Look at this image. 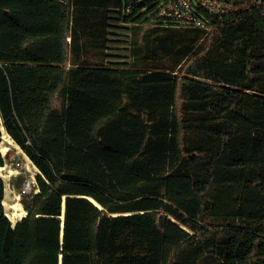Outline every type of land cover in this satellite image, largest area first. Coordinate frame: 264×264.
Listing matches in <instances>:
<instances>
[{
	"label": "trees",
	"instance_id": "1",
	"mask_svg": "<svg viewBox=\"0 0 264 264\" xmlns=\"http://www.w3.org/2000/svg\"><path fill=\"white\" fill-rule=\"evenodd\" d=\"M218 1L199 27L0 0V143L4 126L39 171L15 226L0 176V264H264V3Z\"/></svg>",
	"mask_w": 264,
	"mask_h": 264
},
{
	"label": "rangeland",
	"instance_id": "2",
	"mask_svg": "<svg viewBox=\"0 0 264 264\" xmlns=\"http://www.w3.org/2000/svg\"><path fill=\"white\" fill-rule=\"evenodd\" d=\"M111 25L113 26V28L110 31V39L112 40L110 46L114 48L113 51H111V53L113 54L111 60H124V58L121 56L126 55V51L124 50L125 48H127V40L129 36V31L126 28L129 25L115 22H112ZM252 99L253 97L251 93L246 91H236L228 95L225 99V102L231 104L232 106H235L236 108L250 113ZM5 144L7 143L5 142ZM9 147L10 149L3 154L5 156L6 161L5 166H8V169H12L14 171L13 174H11L7 184L6 180H4L5 188L6 186H8L9 190L11 191L8 197V203H21L22 196L29 195L35 190V176L39 171L37 167L32 163L30 158L26 155V153L20 148V146H18L15 142H12L11 145L9 144ZM28 180H32V189L30 191L23 192L22 190L24 188V184ZM16 195H19V198H16ZM4 209L7 216L11 219L9 214H11L12 209L7 206H4ZM16 220L18 221L20 220V218H17Z\"/></svg>",
	"mask_w": 264,
	"mask_h": 264
},
{
	"label": "built area",
	"instance_id": "3",
	"mask_svg": "<svg viewBox=\"0 0 264 264\" xmlns=\"http://www.w3.org/2000/svg\"><path fill=\"white\" fill-rule=\"evenodd\" d=\"M257 1L262 2V0ZM148 5H156L157 15L159 17L179 23L193 24L199 27H205L206 22L200 17L197 6L209 9L212 12H219L226 8L218 0H124L121 11L122 13L130 15L136 8H145ZM31 189L32 180H28L24 184L22 191L27 192Z\"/></svg>",
	"mask_w": 264,
	"mask_h": 264
},
{
	"label": "bare ground",
	"instance_id": "4",
	"mask_svg": "<svg viewBox=\"0 0 264 264\" xmlns=\"http://www.w3.org/2000/svg\"><path fill=\"white\" fill-rule=\"evenodd\" d=\"M3 133H2V141L0 143V151L2 152V154H4L6 151H8L10 149L9 144L11 145L12 142H14L11 137L6 133L5 129L2 128ZM5 142L7 144H5ZM8 167V166H7ZM5 165L4 166H0V176L6 180V184L11 176V174H13V170L12 169H8ZM6 170V172H5ZM11 193V191L9 190V187L6 186L5 188V196L3 199V204L4 206L9 207L10 209H12L11 214H9V216L11 217V219L13 220V222L16 221L17 218H20L21 216L24 215V209L21 206L20 202H14L9 204L8 203V197L9 194ZM16 198H19V195H16ZM62 218H64V214L61 216Z\"/></svg>",
	"mask_w": 264,
	"mask_h": 264
},
{
	"label": "water",
	"instance_id": "5",
	"mask_svg": "<svg viewBox=\"0 0 264 264\" xmlns=\"http://www.w3.org/2000/svg\"><path fill=\"white\" fill-rule=\"evenodd\" d=\"M262 2L264 3V0H262ZM2 128H4V126H2ZM4 184H5V183H4ZM63 213H64V211H63ZM25 215H26V214H25ZM22 217H23V216H22ZM22 217H21V218H22ZM21 218H20V219H21ZM62 220L64 221V218H63ZM16 223H17V221H16L15 223L12 222L13 226H15ZM63 226H64V223H62V228H63Z\"/></svg>",
	"mask_w": 264,
	"mask_h": 264
},
{
	"label": "crops",
	"instance_id": "6",
	"mask_svg": "<svg viewBox=\"0 0 264 264\" xmlns=\"http://www.w3.org/2000/svg\"><path fill=\"white\" fill-rule=\"evenodd\" d=\"M23 209H24V208H23ZM25 213H26V211L24 210V215H25ZM24 215H23V216H24ZM61 216H62V215H61ZM21 217H22V216H21ZM21 217H20V218H21ZM61 218H62V217H61ZM18 219H19V218H18ZM62 219H63V218H62ZM12 221H13V220H12ZM16 221H17V220H16ZM16 221H15V222H16ZM15 222H14V223H15Z\"/></svg>",
	"mask_w": 264,
	"mask_h": 264
}]
</instances>
